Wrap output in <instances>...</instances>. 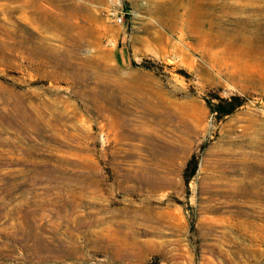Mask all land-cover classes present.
Returning a JSON list of instances; mask_svg holds the SVG:
<instances>
[{"label": "rangeland", "instance_id": "374dc122", "mask_svg": "<svg viewBox=\"0 0 264 264\" xmlns=\"http://www.w3.org/2000/svg\"><path fill=\"white\" fill-rule=\"evenodd\" d=\"M0 264H264V0H0Z\"/></svg>", "mask_w": 264, "mask_h": 264}, {"label": "trees", "instance_id": "16d2710c", "mask_svg": "<svg viewBox=\"0 0 264 264\" xmlns=\"http://www.w3.org/2000/svg\"><path fill=\"white\" fill-rule=\"evenodd\" d=\"M117 57V54H116ZM117 61L119 64H124L123 62H119L118 58ZM130 65H135L138 66L135 62H129ZM214 99L216 100L215 102H211L208 101V106L209 109L212 113H214L216 115L217 118L222 119L230 114H232L236 109H238L239 107H241L243 105V101L237 97V96H233L230 98H220V97H215ZM197 166H198V160L196 156H192L184 170H183V180L185 184H188V182L192 179V177L195 175L196 170H197Z\"/></svg>", "mask_w": 264, "mask_h": 264}, {"label": "bare ground", "instance_id": "6f19581e", "mask_svg": "<svg viewBox=\"0 0 264 264\" xmlns=\"http://www.w3.org/2000/svg\"><path fill=\"white\" fill-rule=\"evenodd\" d=\"M212 5L213 4L209 3V2L204 4V7H205V9L203 11L204 17L208 18L209 16H211V7H212ZM215 20H219V22L217 24L221 26V15L220 14L218 16H215Z\"/></svg>", "mask_w": 264, "mask_h": 264}, {"label": "crops", "instance_id": "0c3cea01", "mask_svg": "<svg viewBox=\"0 0 264 264\" xmlns=\"http://www.w3.org/2000/svg\"><path fill=\"white\" fill-rule=\"evenodd\" d=\"M123 58H124L125 60L121 59V61H120V62H123V63H125V62L127 61V56H126V54H124Z\"/></svg>", "mask_w": 264, "mask_h": 264}]
</instances>
